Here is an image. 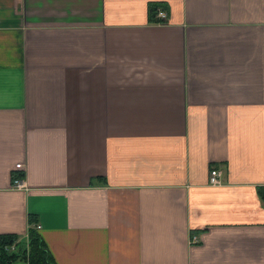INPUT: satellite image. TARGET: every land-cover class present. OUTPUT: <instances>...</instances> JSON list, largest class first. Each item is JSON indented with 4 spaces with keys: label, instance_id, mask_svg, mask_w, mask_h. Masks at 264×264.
I'll return each instance as SVG.
<instances>
[{
    "label": "crops",
    "instance_id": "obj_1",
    "mask_svg": "<svg viewBox=\"0 0 264 264\" xmlns=\"http://www.w3.org/2000/svg\"><path fill=\"white\" fill-rule=\"evenodd\" d=\"M29 216L52 264H264V0H0V234Z\"/></svg>",
    "mask_w": 264,
    "mask_h": 264
},
{
    "label": "trees",
    "instance_id": "obj_2",
    "mask_svg": "<svg viewBox=\"0 0 264 264\" xmlns=\"http://www.w3.org/2000/svg\"><path fill=\"white\" fill-rule=\"evenodd\" d=\"M153 7L152 14L155 17V9ZM28 228L25 236L18 237L13 233L0 234V264H7L14 258H26L27 264H52L46 248L31 222V216L27 218Z\"/></svg>",
    "mask_w": 264,
    "mask_h": 264
},
{
    "label": "built area",
    "instance_id": "obj_3",
    "mask_svg": "<svg viewBox=\"0 0 264 264\" xmlns=\"http://www.w3.org/2000/svg\"><path fill=\"white\" fill-rule=\"evenodd\" d=\"M155 18H156L155 20L157 22L166 21L167 20L166 11L163 8L157 6L155 9ZM14 166L16 168L21 167L22 163L21 162H15ZM221 173H222L221 168H210L208 171L207 182L209 184H212V185L220 184L221 183V180H220ZM11 184L13 187L21 188L23 186V180L20 177L15 176V177H13ZM37 226H38V224H35V227H37ZM190 239H191V241H195L196 240L195 235H192Z\"/></svg>",
    "mask_w": 264,
    "mask_h": 264
}]
</instances>
